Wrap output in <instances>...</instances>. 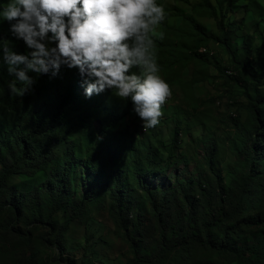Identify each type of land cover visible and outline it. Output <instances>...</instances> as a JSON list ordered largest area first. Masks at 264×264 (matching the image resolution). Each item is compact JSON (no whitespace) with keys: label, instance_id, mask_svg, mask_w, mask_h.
Instances as JSON below:
<instances>
[{"label":"rangeland","instance_id":"rangeland-1","mask_svg":"<svg viewBox=\"0 0 264 264\" xmlns=\"http://www.w3.org/2000/svg\"><path fill=\"white\" fill-rule=\"evenodd\" d=\"M252 1L211 0L217 9L216 17L210 10L199 7L202 0H138L137 4H146L135 11L123 5L120 0H109L107 12L112 19V26L119 34V49L133 47L138 43L141 46V77L129 66L124 70L118 54H113L105 75L109 90L100 94L92 92L94 87L89 83L85 85L81 81L79 84L85 95L94 93L107 97L99 117H93L91 126L86 127L87 131L93 127L94 134L89 136L75 128L79 116L73 112L64 126L56 131L60 137L54 150L59 158H63L68 149V139L76 142L80 148L92 144L94 148L91 151L95 152L98 148L101 163L105 167L111 164V159L117 158V169L93 175L84 165L86 158L83 156L78 161L79 166L72 181L67 184L66 191L62 183L51 186L44 172L11 177L9 187L24 185L30 188L31 197L27 200L21 221H17L10 210L0 211V264H18L23 248H27L23 240L8 242L2 239V233L10 228L22 233L27 232L28 228L34 229L30 245L41 249L42 258H55L52 264H129L134 252L125 235L126 230L110 211V190H100L108 177L123 169L132 172L126 166L135 158L130 148L132 143H135L141 155L145 145L153 149L151 156L156 164L152 168L155 172L144 181L150 192L169 190L180 185H184L186 190L189 186L193 188V181L197 179L206 183L220 180L230 185L234 179L249 172L252 142L241 134L232 117V112L238 106V118L242 122L248 119L246 106L249 102L245 89L229 83L224 76L225 68L236 67L224 45L211 40L193 49L199 46L196 37L199 32L191 21L201 23L210 35L217 36L220 34L218 21L228 13L229 20L242 26L233 42L238 58L245 55L244 45L249 42L254 52L255 65L259 72L263 70L264 78V64H261L264 63V0ZM36 11L37 6L33 0H27L21 5L20 12L27 25L34 20ZM133 14L134 18L131 16ZM14 46L10 44L6 53ZM25 48L33 55H43L49 54L54 44L48 32H43L26 42ZM206 49L215 55L205 57L200 50L206 52ZM3 60L0 59V64ZM68 78L69 74H60L59 80L52 84L51 98L63 95L69 84ZM32 79L29 77L25 82L28 88L33 83ZM121 85H124L130 97L125 95ZM259 90L264 93V82ZM14 91L0 77V115L8 106V98ZM235 97L238 102L233 107L230 98ZM125 98H129V105L121 103ZM88 109L92 111L93 107ZM114 109L119 112L127 109L128 115L116 121L105 142H98L102 121H106L108 113ZM29 118L30 115L23 118L26 127H29ZM180 125L182 130H178ZM140 163L143 168L148 166L146 158H141ZM166 166L169 167L165 169ZM131 180L130 191L142 201L137 204V209L140 208L149 219L152 215V201L148 193L139 188V183L133 178ZM96 191L100 192L89 202V212L83 218L70 222L61 242L58 243L54 236L48 235L44 224L52 209L53 194L60 196L62 208L53 216V222L59 227L70 217L71 208L79 204L86 193ZM256 191L263 194L264 187L258 186ZM199 193V188L192 189L191 196ZM4 197L9 200L11 191H6ZM257 216L264 218V201L247 218L251 220ZM157 246L158 243H141L142 251L147 254H152ZM211 258L217 259L218 255L212 250L198 247L187 255L179 254L166 264H174L176 261L181 264H202Z\"/></svg>","mask_w":264,"mask_h":264},{"label":"trees","instance_id":"trees-1","mask_svg":"<svg viewBox=\"0 0 264 264\" xmlns=\"http://www.w3.org/2000/svg\"><path fill=\"white\" fill-rule=\"evenodd\" d=\"M33 1L37 11L32 23L27 25L20 12L21 5L27 0H0V59H4L0 64V77L15 90L8 98V106L0 115V211L10 210L17 221L24 217L31 191L24 185L10 188L8 182L11 177L44 172L48 175L51 186L62 183L63 190L66 191L67 184L72 181L79 166L78 161L83 156L86 158L84 165L93 175L117 169L118 159H111V164L105 167L101 163L98 148L95 152L91 151L94 148L92 144L80 148L76 142L68 139V149L63 158H59L54 150L60 137L56 131L64 126L71 113L75 112L79 116L75 128L91 136L90 134H94L93 127L88 131L86 127L91 126L93 117H99L107 101L105 96L94 93L85 95L80 82L93 86L92 92L101 94L104 90H109L105 75L111 64V56L115 53L124 70L129 66L141 77V46L138 43L133 47L119 49V34L112 26V19L107 12L109 0ZM137 1L120 0L133 11L142 9V5L146 4H137ZM199 7L218 16L211 0H202ZM131 16L134 18V14ZM229 19L228 13L222 15L218 21L220 34L217 36L210 35L201 23L191 21L199 32L196 34L199 46L193 49L213 40L224 45L233 58L236 67L225 68L224 76L229 83L245 89L249 102L246 106L248 119L242 122L238 118L237 97L230 98L231 106L238 107L232 112L233 120H236L241 134L252 142L249 172L234 179L230 185L220 180L206 183L197 179L193 181L194 187L189 186L186 190L184 185H180L169 190L150 192L144 181L155 172L152 168L156 164L151 156L153 149L145 145L141 155L135 143H132L130 148L135 158L126 165L132 172L123 169L108 177L100 190H110V211L126 230L125 235L134 252L129 264H166L179 254L187 255L198 247L212 250L218 255L217 259L211 258L202 264H264V218H247L264 201V193L256 191L258 186L264 187V93L259 90L264 82L263 70L258 71L249 42L244 45L245 55L238 58L233 42L242 26ZM43 32H48L54 48L49 54L33 55L27 51L25 43ZM10 44L15 46L6 53ZM200 53L205 57L215 55L208 49L207 52L200 50ZM61 73L69 74V84L63 95L51 98L52 84L59 80ZM29 77H33V83L28 88L25 82ZM115 83L119 84L118 81ZM121 86L125 95L130 97L124 85ZM128 100L129 98H125L121 103L129 105ZM88 107H93L92 111ZM26 115H30L27 123L29 127L23 123ZM127 115V109L121 112L114 109L108 113L107 120L102 121L98 142H105L116 121ZM178 130H182L181 125ZM141 158H146L147 167L141 166ZM132 178L139 183L142 191L148 193L152 201V215L149 219L140 208L137 209V204L142 201L130 191ZM197 188L200 193L192 197V189ZM8 190L11 191V197L6 200L4 193ZM100 191L86 193L85 198L71 208L70 217L59 227L53 222V216L62 207L60 196L53 194L52 209L44 224L48 235L54 236L58 243L61 242L70 222L83 218L89 212V202ZM33 230L28 228L27 232L22 233L14 228L6 229L2 233V239L8 242H25L27 248H23L18 264H52L55 258H42L41 249L30 245ZM141 243H158V246L152 254H147L142 251ZM174 264L181 263L176 261Z\"/></svg>","mask_w":264,"mask_h":264},{"label":"built area","instance_id":"built-area-1","mask_svg":"<svg viewBox=\"0 0 264 264\" xmlns=\"http://www.w3.org/2000/svg\"><path fill=\"white\" fill-rule=\"evenodd\" d=\"M205 52V51H204ZM206 52H207V49H206ZM229 73H231V72H229ZM167 100H169V98H167Z\"/></svg>","mask_w":264,"mask_h":264},{"label":"clouds","instance_id":"clouds-1","mask_svg":"<svg viewBox=\"0 0 264 264\" xmlns=\"http://www.w3.org/2000/svg\"><path fill=\"white\" fill-rule=\"evenodd\" d=\"M169 98V97H168Z\"/></svg>","mask_w":264,"mask_h":264}]
</instances>
